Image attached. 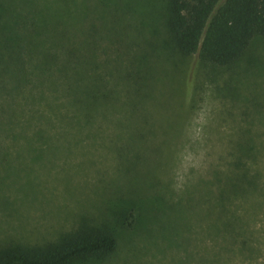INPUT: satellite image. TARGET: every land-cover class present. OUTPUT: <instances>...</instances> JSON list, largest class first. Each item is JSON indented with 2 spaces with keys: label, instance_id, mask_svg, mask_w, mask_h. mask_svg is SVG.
Here are the masks:
<instances>
[{
  "label": "rangeland",
  "instance_id": "1",
  "mask_svg": "<svg viewBox=\"0 0 264 264\" xmlns=\"http://www.w3.org/2000/svg\"><path fill=\"white\" fill-rule=\"evenodd\" d=\"M99 2H91L97 20L88 17L102 36L98 71L117 81L131 119L115 111L93 124L94 133L58 152L41 186H24L19 176L21 123L15 139L0 129V242L53 239L83 217L111 230L117 245L103 258L71 264H199L202 255L219 264L209 192L214 171L230 168L232 141L264 142V35L235 62L216 65L175 48L162 0ZM4 64L0 70L11 69ZM255 217L260 250L252 264H264V210ZM230 258L251 263L239 252Z\"/></svg>",
  "mask_w": 264,
  "mask_h": 264
},
{
  "label": "trees",
  "instance_id": "2",
  "mask_svg": "<svg viewBox=\"0 0 264 264\" xmlns=\"http://www.w3.org/2000/svg\"><path fill=\"white\" fill-rule=\"evenodd\" d=\"M162 1L166 29L182 55L196 54L201 61L229 65L255 36L264 35V0ZM91 2L0 0V37L7 27L10 32L0 42V61L11 67L0 70V115L6 117L0 119V129L10 130L15 139V124L21 123L19 176L24 186H41L58 152L81 141L83 133H94L92 125L104 122L110 112H123L131 119L130 108L124 109L125 103L117 97V81H108L98 71L102 36L96 26L99 8ZM89 15L96 20L89 21ZM230 145V168L214 171L209 192L215 215L214 259L228 264L239 252L252 264L260 250L254 243L255 215L264 210V175L258 166L259 161L264 166L260 160L264 142L242 138ZM240 204L243 214L238 211ZM116 245L111 230L81 217L53 239L0 242V264H71L103 258ZM225 249L230 252L224 254ZM205 262L206 257L200 256L199 264Z\"/></svg>",
  "mask_w": 264,
  "mask_h": 264
}]
</instances>
